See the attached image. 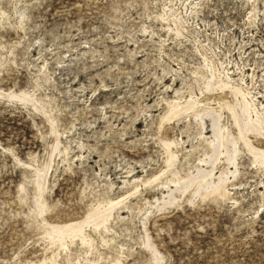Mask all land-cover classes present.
Wrapping results in <instances>:
<instances>
[{
    "label": "rangeland",
    "instance_id": "1",
    "mask_svg": "<svg viewBox=\"0 0 264 264\" xmlns=\"http://www.w3.org/2000/svg\"><path fill=\"white\" fill-rule=\"evenodd\" d=\"M0 264H264V0H0Z\"/></svg>",
    "mask_w": 264,
    "mask_h": 264
}]
</instances>
